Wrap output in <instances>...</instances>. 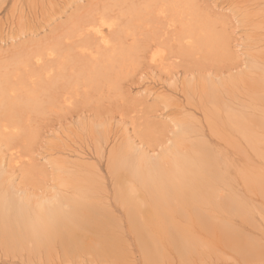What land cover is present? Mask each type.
Here are the masks:
<instances>
[{"label": "rangeland", "instance_id": "rangeland-1", "mask_svg": "<svg viewBox=\"0 0 264 264\" xmlns=\"http://www.w3.org/2000/svg\"><path fill=\"white\" fill-rule=\"evenodd\" d=\"M94 1L0 0V264H264V198L257 189L247 191L240 177L249 167L259 174L264 155L256 154L252 140L246 142L225 125V105L221 104L227 101L233 112L237 108L233 103L246 98L247 80L255 76L252 60L264 62V0H170L176 3H171L166 20L174 35L160 49V58L166 60L160 65V58L151 64L145 59L139 63L141 71L137 61L126 62L123 68L118 65L122 71L114 72L121 77L106 75L107 81L111 78L108 82L102 72L94 77L99 66L88 59L94 49L77 38L79 27L74 25L95 9ZM130 17L125 21L135 26L138 15ZM195 24L197 33L192 31ZM191 37L198 42L189 45ZM91 75L96 80H89ZM236 79L244 86L237 88L240 80L237 84ZM211 107H219L216 121L208 119L205 111ZM253 130L263 129L259 125ZM199 142L219 159L230 158L238 169L236 173L235 167L226 164L253 222L233 216L229 222L249 238L250 250L262 255L244 259L219 242L214 250L207 241L201 254L193 251L185 262L164 243L161 247L168 257L149 262L132 226L185 225L198 234V221L206 217L216 221L215 217L229 214L218 195L222 189L188 188L186 181L197 184L199 179L179 170L165 177L145 173L123 177L109 162L113 165L114 153L125 150V161L138 153L151 160L163 156L162 161L169 159L177 167L181 161L176 160L185 149L197 160L192 148ZM123 159L130 167L136 165ZM253 179V175L248 178ZM176 185L181 186L178 191Z\"/></svg>", "mask_w": 264, "mask_h": 264}, {"label": "bare ground", "instance_id": "bare-ground-1", "mask_svg": "<svg viewBox=\"0 0 264 264\" xmlns=\"http://www.w3.org/2000/svg\"><path fill=\"white\" fill-rule=\"evenodd\" d=\"M99 1H100V4H99ZM124 2H126V3H124ZM171 3L174 5V3H176V2L173 3V1H172ZM171 3H170V0H140V1L139 0H128V1L127 0H97V1L95 0L94 1V5H96V7H95V9L93 11L88 12L87 16H82L83 19H81V17H79V16H81V14L78 15L79 19H81V22H80L81 24L79 23V21L77 23L75 22V24H74L75 27H77V28L79 27L78 28V34H77L78 37L77 36L76 37L78 39H80V40H84L82 42H84L85 44L88 43L89 44V49L90 48L94 49V50H91L92 52L89 53V58L88 59L92 58L94 61H97L96 63H98V64H96V67L99 66L96 69L97 73L96 72L93 73L94 77H96L95 74H99L100 75V73L102 72L105 75L104 76L101 75V76H103V78L101 76L100 77L103 80L107 81L108 76H110L111 74H113V75L116 74L114 71L116 70V68H117V70L119 69L118 67H116L118 65H119V67L122 65L120 68H123V64H125L126 62L128 63L130 61H137L136 63L139 66V71H141V69H140L141 66H140L139 63H142L145 59H148L150 64H151L152 61H155V60L157 61V59L160 58L161 54H162V52L160 51L161 47H164V46L168 45L170 37L172 35H174V33H172L167 28V20H166L167 18L170 17L169 16L170 15L169 14L170 13L169 10H170V6L172 5ZM89 4H90V2H89ZM179 4H178V6H180ZM12 7L15 9L16 2L13 3ZM180 7L183 8V6H180ZM179 10H181V9H178V12H179ZM174 14H176V13H174ZM130 15L133 16V17L138 15L137 21L134 23L135 26H132V27L125 21V17H128L131 20ZM109 17H111V19ZM190 22L194 23V20H192ZM197 22H199V21H197ZM126 26H127V28H126ZM199 26L201 27V25H199ZM195 27L197 28L196 24H195V26L192 27V29L194 28L192 30L194 32L197 30V29H195ZM183 28H185V26ZM186 31H189V30H186ZM192 33H191V31L189 32V34H192ZM196 33H197V31H196ZM193 35H195V33ZM207 39H205V41L204 40L203 41L204 42H208L209 39H208V41H207ZM126 40H130V42L127 43L124 46L123 44H124V42ZM71 42L74 44V41H71ZM196 42H198V39L194 40L191 37V42H190L191 44H189V45H193V43H196ZM211 42H212V40H211ZM85 44L84 45L81 44V45L86 46ZM216 47H218V46H216ZM74 48H76V47H74ZM85 50L87 52L88 49H85ZM81 51H83V50H81ZM262 52H264V51H262ZM82 53H84V52H82ZM86 54L88 55V53H86ZM50 55L51 54H49V56ZM256 55H258V54H256ZM261 55H264V54H261ZM85 57H86V55H85ZM86 59H87V57H86ZM252 59H253V57H252ZM163 60H166V58L165 59L164 58L163 59L160 58V61H159V62H161L160 65L162 64ZM255 60H258L259 62H256V61L252 60V62H253V64H252V72H253V70L255 72L254 74H252V76L253 75H255V76L250 78L249 80H247L248 81L247 82L248 85H247V88H246V95L243 94L241 91H239V92H241V95L242 94L245 95V97H246V98H244L245 100L241 101V99H238L237 97L236 98L234 97L235 99H238V100L235 101V103H233V105H236V107H237V108H235V110L236 109L237 110L236 111L233 110V112H231L229 110L232 107L228 109V106H227L228 103H225L227 101H224L221 104L225 105V107H224L225 108V110H224L225 111V115L222 113L223 116H224L223 119H224L225 125H227V127L230 128L231 131L233 130L232 132H236L240 137H243L244 139H246V142L249 143V141L252 140L253 142H250V144H252V146L255 148L256 154L259 155V156H262V155H264V153H262V152H264V147H262L264 142H261L260 140L261 139L264 140V137H263V134H264V62L261 61L259 58L255 59ZM262 60H263V58H262ZM125 66L126 65H124V68H125ZM128 66H132V65H128ZM91 67H92L91 71L93 72V66H91ZM131 68H133V66ZM249 68H251V67H249ZM249 68H248L247 72H249ZM121 71L118 70L119 73ZM252 72L250 71V73H252ZM99 75H97V76H99ZM106 75H107V78L104 79L106 77ZM246 75H248V74H245V76ZM115 76H117V74ZM119 76L121 77V75H119ZM119 76H117V77H119ZM94 77L92 79V75H91V79H89V80H96L97 77L96 78H94ZM100 77L98 79H100ZM111 77H112V75H111ZM229 78H230V76H229ZM243 78H245L244 75H243ZM243 78H241V79H243ZM110 80H111V78H110ZM110 80H108V81H110ZM229 80L232 81V79H229ZM238 81L236 79L237 84H239ZM241 81L242 80H240V84H239L240 87H237V88H241V86H244L243 84L241 85V83L243 82V81L242 82ZM94 82L95 81H93V83ZM222 84H224L223 81H222ZM229 84H233V83H230V81H229L228 82V86H230ZM225 85L226 84H224V86ZM221 86H223V85H221V83H220V87ZM224 86H223V88H224ZM2 88L3 87L0 86V91L3 90ZM237 88H235V89H237ZM230 96H232V94ZM228 105H230V104H228ZM217 108H219V107H217ZM216 109L211 107V110L210 109H206L205 110L207 115H208V119L210 118V119H212L214 121L215 118H216V120H217V116H219L220 114H218L219 112H217ZM254 114H257L258 116L255 117V116H253ZM219 118L221 119L222 116L219 117ZM251 122L259 124L262 127L263 130L260 132L261 134L258 133L256 130H253L254 126H259V125H254L253 127H251V124H250ZM178 123H180V122H178ZM179 126H180V124H179ZM185 126H187V125H185ZM185 126L183 125L184 129H185ZM188 128L189 127H186V129H188ZM214 128H215V126H214ZM216 128H217V124H216ZM217 130H218V128L215 131H217ZM217 133H215V134H217ZM221 135H223V134H221ZM257 141H260L261 144L259 142H257ZM257 143L260 144V145H258ZM195 145H196V147H195ZM195 145H194L195 148L193 147L192 151L194 152V154L197 152V160L194 157L193 153H192L193 156H190L191 153H189V150L185 149L187 151V152H185L182 149L183 152H185V153H183L181 151V155L182 156L178 160H176L177 162L181 161V163L178 162L179 164H176L177 167H175L174 164L172 166L171 165L172 163L168 162L169 159H168L167 162L166 161H162L161 159L164 158L163 156H161L162 158H160V159L151 160L149 158H145V156H147V155H145V156L141 155V154L138 155V153H137L136 157H134V156L132 157V159L134 160L136 165L134 167L133 166L130 167V166H128V164L122 163L123 154L126 153L125 150H123V151L120 150L119 152L114 153V155L112 156V160L110 159L111 157L109 158L111 161H113V165H111L110 164L111 162H109V166L110 167L112 166L113 169L116 171V173L117 172L118 173L121 172L122 174H119V175H123V177H124L125 174H131V175L134 174L135 175L136 173L140 174V175L149 174V175H152V176H160V177L164 176L165 177V176L173 174L177 170H179L182 173H184L185 175L189 176V178L191 177L192 179L193 178L199 179L198 182H197V180H194V181L197 182V184L191 182L190 180L186 181L187 182L186 186L188 188H197V186H199L200 189H202L204 191L205 190L206 191L207 190L214 191L215 188L217 189L216 191H218V189H222V190L218 191L219 192L218 195H220L219 197L221 198V199L220 198L219 199L222 201V203H225L228 206L229 214L227 213L228 215H225L226 216L225 218L215 217L214 219H216V221H212V219L209 220L208 217H206L203 221L202 220L198 221V224L196 225V226H198V229L200 230V233H198V234H195L193 231H190V228L192 230L193 226H189V227L186 226L185 227V225H183L182 228L179 227V226L174 227V225H170L169 226L168 224L167 225H152V226H150L147 229L145 228L146 225H142L141 223L138 224L140 226H138L137 223L134 226H132V228L134 229V232L137 235V245L139 246V248H140L145 260H147L149 262H152V263H156L154 261V259H156V258H159V257L160 258H162V257H166L167 258L168 257V253H166L164 251V248L161 247V246H163L164 243H166L167 245H169L172 248H174L178 252L180 257L185 262H188L191 259V256H192L191 253L193 251H197V254H201L202 253V249L205 246L207 241L210 242L211 247L214 246L213 249L215 248V245H219L218 244V242H219L221 245H223L226 248L230 249L236 255L241 256V258H244V259H248L249 256H252V255H262L261 252L255 251L253 249L250 250L249 238L244 236V235H242L240 232L235 231L233 222L232 221L229 222L232 219V216L234 218L238 217L241 220H248V222H253V220H251L249 218L248 214L243 209V208L247 209V205H244L240 201V199L238 198V194L235 191L234 185H235V178L236 177H229L228 176V170H226L227 167H235L234 162H232V160L230 158H228V159L225 158V160H223V159H221L222 158L221 157L220 158L221 160H220L218 158V155L216 153L212 152L207 144L199 142V143H197ZM233 145H237V144L234 143ZM174 149L175 148H173V150ZM177 149H179V148H177ZM130 150L128 149L126 151H129V153H130L131 152ZM173 153H175V151ZM187 153H189V155ZM170 155H172V153H170ZM125 156H126V154H125ZM165 156H167V155H165ZM130 159H127V160H130ZM144 159H147V160L153 161V162L147 163L146 160H144ZM170 160H173V159L170 158ZM126 161L124 160V162H126ZM132 161L130 160L131 163H133ZM247 161H248V159H246V162ZM226 164L228 165L227 167H226ZM246 165L248 167V165H250V163H248ZM235 169H236V173H238V169L236 167H235ZM259 171H260L259 174H253L254 171L251 172V167H249L247 169V171L245 172V174L243 176H240V177L243 180V183H244L247 191L253 190L252 188L257 189L261 193L263 198H264V169L263 170H259ZM240 172H242V171L240 170ZM250 173H252L251 175L254 176V179L252 181L248 180L249 176H251ZM140 175H139V177H140ZM148 177L151 178L150 176H147L146 178L148 179ZM128 178H130V177H128ZM134 179H137V178H134ZM152 179H153V177H152ZM163 179L164 178H162V180ZM139 180H140V178H139ZM158 180H160V178H158ZM140 181H142V180H140ZM149 181H150V179H149ZM149 181H147V182H149ZM181 182L184 185V182L183 181H181ZM135 183L137 184V182H135ZM152 183H153V180H152ZM179 183H180V181H179ZM139 184H140V182L137 185H139ZM140 185H142V183ZM180 185L177 186V188H176L177 191H178V187L179 188L181 187ZM158 186H160V185H158ZM167 186H168V184L166 185V187ZM171 186H173V185H171ZM149 187H151V186H149ZM163 187H162V190H163ZM174 187H175V185H174ZM143 188H144V186H143ZM182 188H183V186H182ZM150 189H148V190H150ZM170 189H171V187H170ZM148 190H147V192H148ZM167 190H168V188H167ZM163 191H165V190H163ZM163 191H160V192H163ZM191 191H190V193H191ZM216 191H214V192H216ZM165 192H167V191H165ZM175 192L176 191H174L173 193H175ZM194 194H196V192ZM148 195H149V193H148ZM152 195L154 196V194H152ZM188 195H189V193H188ZM191 195H192V193H191ZM64 196H66V195H64ZM155 196H154V198H155ZM183 196H182V198H185L186 195L184 197ZM189 196H188L187 199H191V197L189 198ZM168 197H169V195H168ZM134 198H136V197H133L132 199H134ZM196 198H198V197H196ZM161 199H162V197H161ZM156 200L158 201V198ZM24 201L25 200H23L21 202L24 203ZM191 201H193V200H191ZM34 202H35V200H34ZM38 202H40V201H38ZM125 202H127V201H125ZM206 202L207 201H205V203ZM207 203H209V202H207ZM124 204L126 205V203H124ZM129 204H130V202H129ZM156 204H159V202L156 203ZM24 205H27V204H24ZM222 206H224V205H222ZM152 207H153V205H152ZM160 207H162V206H160ZM156 209L158 211V207ZM194 209H197V208L194 207ZM204 209H205V207H204ZM212 209L214 210V208H212ZM212 209H211V211H212ZM222 212H223V210H222ZM221 214L222 213H220V215ZM222 215H224V213ZM90 228H92V227H90ZM89 234L91 236V233H89ZM94 235H96V234H94ZM105 240H106V238H105ZM107 241H110V240H107ZM92 244H93V242H92ZM104 244H105V242H104ZM111 244H109V245H111ZM114 245L115 244H112L111 246H114ZM96 246H95V248H96ZM95 248H93V249L95 250ZM112 248L114 249V247H112ZM96 251H97V249H96ZM103 252H104V250H103ZM105 252H106V249H105ZM101 253H102V251L99 254H101Z\"/></svg>", "mask_w": 264, "mask_h": 264}]
</instances>
